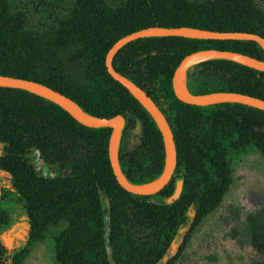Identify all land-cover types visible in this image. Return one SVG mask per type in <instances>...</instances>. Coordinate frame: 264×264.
Returning <instances> with one entry per match:
<instances>
[{
    "label": "trees",
    "instance_id": "trees-1",
    "mask_svg": "<svg viewBox=\"0 0 264 264\" xmlns=\"http://www.w3.org/2000/svg\"><path fill=\"white\" fill-rule=\"evenodd\" d=\"M151 26L264 37V9L257 0H75L65 17L35 29L11 0H0V74L44 83L90 114L122 115L121 141L141 125L142 146L119 152L124 174L135 184L162 173L163 136L149 112L110 75L106 56L119 38ZM209 48L264 60L256 41L183 36L138 38L114 56V68L155 100L174 134L177 166L152 195L119 184L109 157L110 127H88L42 96L0 87V171L11 181L2 185L0 200V264H24L51 228L58 230L53 238L59 264H176L234 183L230 154L254 146L264 157V110L236 102L194 105L175 95L172 80L181 60ZM192 68L213 78L208 87L188 84L194 94L234 91L264 99V71L221 58L188 72ZM35 156L49 174L37 171ZM12 194L30 226L16 249L1 241L15 220L4 205Z\"/></svg>",
    "mask_w": 264,
    "mask_h": 264
},
{
    "label": "rangeland",
    "instance_id": "rangeland-1",
    "mask_svg": "<svg viewBox=\"0 0 264 264\" xmlns=\"http://www.w3.org/2000/svg\"><path fill=\"white\" fill-rule=\"evenodd\" d=\"M264 9V0H257ZM75 0H11L14 10L24 12L35 29L53 24L57 17H65ZM213 78L192 68L185 75V84L208 87ZM143 129L138 125L134 132L121 141L119 152L130 154L143 144ZM0 145V150L2 149ZM234 183L219 208L195 229L187 247L176 264H264V157L254 146L230 154ZM40 174L50 170L39 156L33 159ZM54 175V173H52ZM2 185L10 186V176L0 171ZM5 207L14 216V223L1 234V241L11 249L18 248L27 234L26 216L22 203L12 194ZM185 228L174 241L177 247ZM51 228L47 238L38 243L24 260V264H59L55 257L54 234Z\"/></svg>",
    "mask_w": 264,
    "mask_h": 264
},
{
    "label": "water",
    "instance_id": "water-1",
    "mask_svg": "<svg viewBox=\"0 0 264 264\" xmlns=\"http://www.w3.org/2000/svg\"><path fill=\"white\" fill-rule=\"evenodd\" d=\"M153 36H183L189 38L202 39H238L256 41L264 50V37L247 31H214L201 27L179 26L162 27L151 26L133 31L119 38L109 49L106 56V66L110 75L123 86L141 103L156 122L163 136L165 147V162L162 173L152 181L135 184L132 183L124 174L119 160V149L122 138V130L125 126V119L122 115L113 117H101L93 115L77 104L71 98L61 92L35 80L0 74V87H12L27 90L31 93L42 96L69 112L78 122L88 127H110L112 129L109 139L110 162L119 184L127 191L140 194L152 195L161 191L171 180L177 166V149L174 134L170 124L161 111L155 100L136 82L127 76L119 73L113 66V59L116 53L127 43L144 37ZM228 59L260 71H264V60L237 51L219 49H201L186 55L177 66L173 75L172 85L175 95L183 102L207 106L220 102H236L249 105L264 110V99L251 96L245 93L234 91H215L209 93L194 94L183 85L182 76L196 64L209 59ZM185 82V78H184ZM2 194V183L0 181V200ZM27 225V233L29 229Z\"/></svg>",
    "mask_w": 264,
    "mask_h": 264
},
{
    "label": "bare ground",
    "instance_id": "bare-ground-1",
    "mask_svg": "<svg viewBox=\"0 0 264 264\" xmlns=\"http://www.w3.org/2000/svg\"><path fill=\"white\" fill-rule=\"evenodd\" d=\"M184 78H185V76H182L183 85H185Z\"/></svg>",
    "mask_w": 264,
    "mask_h": 264
}]
</instances>
